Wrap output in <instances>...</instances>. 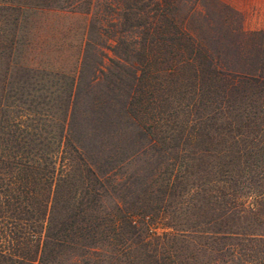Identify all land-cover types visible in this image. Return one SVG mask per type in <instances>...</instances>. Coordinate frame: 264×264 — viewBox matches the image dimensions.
<instances>
[{"label":"rangeland","instance_id":"1","mask_svg":"<svg viewBox=\"0 0 264 264\" xmlns=\"http://www.w3.org/2000/svg\"><path fill=\"white\" fill-rule=\"evenodd\" d=\"M130 3H144L149 15L143 18L159 19V0H78L69 9L0 0V157L8 158L11 145H36L41 161L56 168L53 189L60 201L53 206L67 204L76 193L82 207H93L97 217L108 218L107 211L119 221L123 211L132 212L136 227L124 225L108 246H94L86 257H80L79 249L62 247L63 264H233L231 246L191 231L216 223H208L213 212L206 199L187 196L180 188L164 199L178 152L172 145L178 142L162 143L159 137L193 126L244 129L231 113L251 109L227 106L218 93H209L207 104H196L190 67L179 75L176 93H161L159 107V41L144 37L135 8L125 20L123 7ZM170 16L198 43L205 72L216 68L231 77L263 75L264 0H173ZM221 136L214 133L216 140ZM181 145L184 152L192 150L183 139ZM84 164L94 168L103 187ZM182 175L176 179L183 185L193 179ZM245 185L239 202L259 212L261 196ZM91 194L103 199L87 207ZM246 214L240 225L264 233L263 221L250 213L240 216ZM246 245L237 247L240 262L259 264L243 251ZM258 247L264 250V243Z\"/></svg>","mask_w":264,"mask_h":264},{"label":"trees","instance_id":"2","mask_svg":"<svg viewBox=\"0 0 264 264\" xmlns=\"http://www.w3.org/2000/svg\"><path fill=\"white\" fill-rule=\"evenodd\" d=\"M34 2L41 4H34L36 8L58 6L60 9H69L78 5V0ZM172 3L173 0H159V9L156 8L159 10V19L148 16L153 17L149 21L148 17H142L149 15V11L143 9L144 3L125 4L122 11L127 20L126 15L135 8L138 11L134 13L137 17L135 22L142 28L144 37L155 36L159 41V107L161 93L170 96L176 93L181 81H178L179 75L190 67L196 104H207L209 93H218L227 106H234L236 110H248L249 107L251 111L231 113V118L246 127L244 129H225L220 132L218 129L193 126L175 135L159 137L162 143L169 139L178 142L172 145L178 148V152L175 161L170 164L174 175L165 181L164 199L166 194L176 195L177 188L186 190L187 196L199 197V201L200 198L201 201L206 199L213 212L208 223L212 220L216 223L205 229L193 226L192 233L203 234L213 242L221 241L223 245H229L227 248L231 246L230 261L233 264H245V261L240 262L237 247L246 241L249 245L243 251L251 260L256 257L259 264H264V250L258 247V243H264V233H254L240 225L243 218L249 215L240 216L241 212L250 213L252 219L264 223V184L258 183L264 180V72L261 76L239 77L225 76L216 68L211 73L205 72L198 59L201 52L198 43L170 16ZM14 6L20 9L22 5ZM140 18H143V23ZM69 105L70 101L66 108L65 126ZM199 118L194 120H201ZM215 120L214 116L209 119L211 122ZM214 133L222 134L219 140L214 139ZM182 139L192 150L184 152L186 148L180 147ZM39 150L36 145H11L7 150L8 158L3 160L0 157V264L6 261H10V264H63L59 257L62 247H69L74 252L79 249L82 251L80 257H86L94 246H108L124 225L127 229L136 227L131 211H123L124 218L119 221L109 217L107 211L104 214L108 218L97 217L93 207L87 210L82 207L83 201L76 193L67 197V204L53 206L52 202L60 201V196H56L57 192L53 189L56 168L49 162L41 161L42 153ZM205 159L210 161L205 162ZM84 169L103 187L91 165L84 164ZM181 175L193 179L189 181L186 178L183 185L182 181L176 179ZM242 185L261 196L259 198L263 201L259 212L256 209L246 210L243 203L239 202L237 195ZM95 199L101 201L103 195L91 194L87 207ZM221 218L223 220L218 223L217 220ZM180 231L186 230L183 228Z\"/></svg>","mask_w":264,"mask_h":264}]
</instances>
